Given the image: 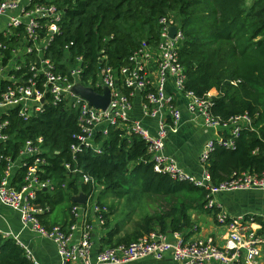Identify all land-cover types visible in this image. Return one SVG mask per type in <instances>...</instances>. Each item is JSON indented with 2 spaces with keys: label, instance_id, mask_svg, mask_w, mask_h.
<instances>
[{
  "label": "built area",
  "instance_id": "1",
  "mask_svg": "<svg viewBox=\"0 0 264 264\" xmlns=\"http://www.w3.org/2000/svg\"><path fill=\"white\" fill-rule=\"evenodd\" d=\"M62 18L63 10L51 0H0V203L18 211L22 223L33 232L52 240L59 264H128L148 258H170L179 264H264V218L255 227L254 217L231 215L216 199L225 192L264 189V171L234 173L230 179L214 184L206 168L216 146L234 148L241 130L250 127L253 120L249 114L224 120L213 113L215 96L210 92L200 97L186 90L187 73L179 52L184 33L179 21L161 18L156 46L142 47L119 70L103 66L97 78L84 80L82 57L72 67L69 60H64L68 71L63 73L58 71V62L47 56L51 42L61 32ZM174 25L177 32L172 36ZM78 85L92 88L100 95L108 89V106L103 109L91 104L75 91ZM177 94L186 100L194 119L215 135L206 141L200 154L204 165L201 176L189 173L167 152V141L178 131L183 116ZM135 101L140 102L145 118L156 120L155 131L142 119L133 117ZM47 105L64 106L77 115L80 132L71 147L73 160L87 150L102 153L103 142L111 130L120 129L124 137L137 136L146 143L149 162L156 172L205 187L209 192L206 208L213 210L217 226L225 230L221 241L199 236L200 227L194 224L184 232L156 231L129 244L96 249L95 223L105 224L106 211L96 200L95 192L85 193L86 202L74 207L75 220L71 224L47 229L39 215L50 208L36 203L40 191L55 187L53 180L43 178L48 163L45 154L49 153L44 138H28L16 157L4 154L6 142L14 137L7 129L11 115L17 113L28 120L42 113ZM224 133L229 137L225 138ZM65 167L72 170L69 163ZM81 180L84 184H96L86 174ZM0 235L14 238L32 264H42L33 248L13 231L0 227Z\"/></svg>",
  "mask_w": 264,
  "mask_h": 264
},
{
  "label": "trees",
  "instance_id": "2",
  "mask_svg": "<svg viewBox=\"0 0 264 264\" xmlns=\"http://www.w3.org/2000/svg\"><path fill=\"white\" fill-rule=\"evenodd\" d=\"M51 1L63 10V18L47 56L58 62V71L63 73L68 71L64 60L72 67L82 57L84 80L97 78L103 66L119 70L142 47L156 46L161 18L179 21L184 33L179 52L187 73L186 90L203 97L216 89L219 94L212 107L216 116L229 120L249 114L253 120L241 130L234 148L218 144L211 153L206 168L213 183L246 170L264 171V0ZM10 118L7 129L14 137L4 146L6 156L16 157L28 138L45 140L49 153L43 178L53 180L55 187L40 191L36 203L50 208L39 215L49 230L71 224L73 209L80 204L73 197L94 193L101 185L118 196H130L138 189L161 200L159 208L140 216L129 231L119 225L110 227L105 213L101 249L129 244L156 231L184 232L194 224L193 211L213 215L206 208L208 190L156 172L146 143L137 136L126 138L123 130L112 129L102 153L87 150L73 160L71 147L80 132L74 111L47 105L28 120L17 113ZM66 163L71 164V171ZM84 174L96 184H84ZM22 175L23 171L20 184ZM98 203L104 206L101 200ZM0 264L32 263L14 238L0 235Z\"/></svg>",
  "mask_w": 264,
  "mask_h": 264
},
{
  "label": "crops",
  "instance_id": "3",
  "mask_svg": "<svg viewBox=\"0 0 264 264\" xmlns=\"http://www.w3.org/2000/svg\"><path fill=\"white\" fill-rule=\"evenodd\" d=\"M210 93L218 96L219 92L212 89ZM177 102L182 109V121L178 131L170 135L167 141V152L173 155L179 164L189 173L201 176L204 165L201 163L200 154L206 141L215 137L212 131L202 127L200 120L194 119L186 107V100L177 94ZM133 117L142 119L153 131L156 130V120L145 118L141 112L139 101H135ZM231 215L246 214L252 216L258 223L264 218V189H249L234 192L221 193L216 198ZM150 213V212H148ZM191 217L194 224L199 225V236L212 237L220 242L225 232L217 226L215 219L207 212L193 211ZM94 222H96L94 220ZM93 241L96 249H101L102 238L106 233L104 225L95 223ZM193 224V225H194ZM192 225V226H193ZM0 227L4 230H11L21 241L33 248L37 258L42 264H59V256L56 246L47 237H42L33 232L30 227L25 226L20 218V213L0 203ZM191 228V227H190ZM188 228V229H190ZM128 264H179L170 258L155 260L152 258L131 262Z\"/></svg>",
  "mask_w": 264,
  "mask_h": 264
},
{
  "label": "rangeland",
  "instance_id": "4",
  "mask_svg": "<svg viewBox=\"0 0 264 264\" xmlns=\"http://www.w3.org/2000/svg\"><path fill=\"white\" fill-rule=\"evenodd\" d=\"M95 197L104 203L102 208L108 214L110 227L119 225L124 231L131 230L135 220L148 212H154L161 205V200L156 195L142 194L138 189L130 196H118L101 185L95 191Z\"/></svg>",
  "mask_w": 264,
  "mask_h": 264
},
{
  "label": "water",
  "instance_id": "5",
  "mask_svg": "<svg viewBox=\"0 0 264 264\" xmlns=\"http://www.w3.org/2000/svg\"><path fill=\"white\" fill-rule=\"evenodd\" d=\"M177 32V25L172 26L171 28V35L175 36ZM75 91L78 92L81 96H83L85 99L89 100L91 104L98 108L105 109L110 101V94L109 90L106 89L103 95H100L93 91L92 88L85 87L83 85H78L75 87ZM86 194L80 193L79 195H76L73 197V200L77 203L84 204L86 202Z\"/></svg>",
  "mask_w": 264,
  "mask_h": 264
}]
</instances>
